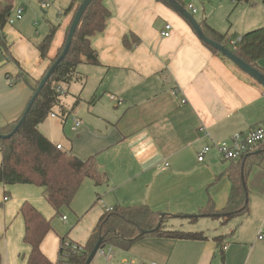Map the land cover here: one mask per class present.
<instances>
[{"label":"crops","instance_id":"crops-1","mask_svg":"<svg viewBox=\"0 0 264 264\" xmlns=\"http://www.w3.org/2000/svg\"><path fill=\"white\" fill-rule=\"evenodd\" d=\"M81 1L69 0L54 23L47 22L39 29L33 26L29 13L16 20L15 11L21 4L14 6L10 14L13 23L2 30L7 48L0 49V129L23 115L33 86L63 46ZM180 1L190 12V1ZM103 2L110 17L103 32L91 38L98 65L80 64L74 80L64 86L65 95L59 97L63 108L52 110L57 115L52 119L62 126V119L70 115L79 119L81 126L72 131L66 146L53 143L43 124L38 126L52 144L83 159L93 158L107 175L101 190L98 188L100 194H96L95 203L100 201L101 205L90 206L94 190L89 184L94 183L85 180L88 183L78 194L79 202L85 201L78 211L81 216L70 214L71 220L62 216L63 223L71 221L74 226L64 236L57 226L52 227L41 251L56 263L62 238L84 246L103 213L115 207L146 205L172 216L165 221L168 230L202 232L207 239L145 238L127 251L114 249L118 261L220 264L221 258L222 264H264V242L256 239L264 227V149L253 151L245 161L254 162L245 181L249 195L245 214L226 224L208 216L195 222L184 218L198 215L208 202L213 204L214 213L224 209L232 187L229 174L238 171L240 164L225 160L215 148L202 162L198 157L205 146L213 147L264 122V88L231 61L213 53L163 2ZM230 5L233 11L239 9L227 30L211 23V16L202 10V20L226 34L229 47L245 33L264 27L261 1L247 4L230 0ZM193 8V16L198 15ZM166 24L172 27L168 37L161 35ZM52 27L56 30L48 56L41 59L37 46ZM257 66L264 71V58ZM19 76L22 80H17ZM1 161L0 154V165ZM42 192L33 185L0 184V264H27L31 248L23 242L19 209L27 201L48 220L46 209L51 207ZM98 253L90 264L101 258Z\"/></svg>","mask_w":264,"mask_h":264},{"label":"trees","instance_id":"trees-1","mask_svg":"<svg viewBox=\"0 0 264 264\" xmlns=\"http://www.w3.org/2000/svg\"><path fill=\"white\" fill-rule=\"evenodd\" d=\"M103 1L93 0L86 8L74 33L68 54L42 88L26 119L11 137L0 139L2 157L0 184L33 185L42 188L43 198L56 213L62 207L71 204L85 179L92 180L96 186L102 185L107 180V175L97 168L93 158L83 159L71 151L58 150L38 129V126L45 121L54 108L59 107V110L63 108L59 106L60 96L56 88L66 86L74 80L76 69L80 64L98 65L96 51L91 46V38L103 32L110 17V12ZM177 1L185 7L180 0ZM234 1L248 4L255 0ZM259 1L264 3V0ZM13 8L14 0H0V49L6 50L7 48L2 30ZM199 23L209 39L227 47L226 34L215 31L207 25L205 20ZM55 30L56 27H52L37 46L41 59L48 56ZM68 31L63 46L50 66L63 50ZM124 43L127 45V41ZM206 46L213 53L219 54L215 49ZM229 49L248 65L264 74V71L257 66V62L264 58V27L245 33ZM17 80H22V77L19 76ZM40 81L41 79L33 86L34 92ZM21 117L0 129V135L10 134ZM251 155H253L252 152L236 160L240 165L238 171L229 174L232 187L224 209L214 213L213 204L208 202L199 210L198 215L188 217L190 222L208 216L221 220V224H226L247 212L248 191L245 181L254 162L245 161ZM19 214L24 222L23 242L31 248L27 264H85L89 253L100 238L103 239V248L110 246L123 251L130 249L134 243L151 237L190 241L207 239L202 232L168 230L165 221L172 219V216L154 212L146 205L115 207L100 217L81 253H72L62 258L63 249L60 245L58 261L53 263L41 251V245L52 229L51 222L27 201L20 206ZM64 239L65 237L61 239V244Z\"/></svg>","mask_w":264,"mask_h":264},{"label":"rangeland","instance_id":"rangeland-1","mask_svg":"<svg viewBox=\"0 0 264 264\" xmlns=\"http://www.w3.org/2000/svg\"><path fill=\"white\" fill-rule=\"evenodd\" d=\"M44 1H46L47 3L46 8H41L38 0H14V6L21 4L19 5V7L22 6L25 9V11H23L22 13L21 18L23 19L26 18L27 16L26 13H29V18L31 19L33 26L39 29L41 25L47 24V22L54 23L55 19L59 17L58 12H60V10L64 8L66 4H68L69 0H44ZM189 1H190L189 3L198 10V15L194 16L195 19H197L198 21H201L203 19L202 10L203 8H205L206 10L205 13L211 16L210 22L213 23L215 26H221V28H225L224 30H227L233 18L232 16L234 15V13L236 15L238 11L237 9H239L236 8L233 11V7L230 5V0H223L222 3L221 0H189ZM184 2L186 3L188 2V0H185ZM220 4H222V7L220 6ZM52 12H54V15H52ZM44 13H46V15ZM227 38L229 39V37ZM227 48L229 49L230 47L227 45ZM71 93L72 92L70 91V94ZM70 94L69 96L67 95V99L71 98ZM70 116L73 117V115ZM42 124H43L42 129L45 131L47 136L51 138L53 143L60 142L64 146H66L68 142L67 140L72 137L73 133L72 130L70 129L71 127L70 122H68L65 126H62L58 120H53L48 116ZM85 180L88 181L87 179ZM84 181L81 184L77 192V195H75L73 201L71 202L70 207H66V206L62 207L58 213H56L54 210H52L49 207L46 209L47 213H49L50 216V218H48V221L51 222V225L54 229L56 228V226L58 227L60 232L63 234L62 236L68 233L69 230L72 228V226H74V223H72L71 221H68L67 223H63L61 221L62 216H65L70 219L69 215L71 214L75 216V214H78V211H81L85 204V201L79 202V198H78V194L82 189H84L85 183H88ZM98 188L101 190V187L99 186L95 187V185L92 183L89 184V189L91 191L94 190V194H93L94 196L92 201L89 202L87 200V203L89 202L92 208L97 207V205H101V203H99L100 202L99 200L98 203L97 202L95 203L96 194L98 195L100 194ZM83 195L86 197V194ZM247 200H249V195L247 196ZM90 206L88 207V209L90 208ZM75 209H77V212L75 211ZM80 216L81 215H79V217ZM110 248L112 249L113 252L112 264H121L123 261H118L119 259L116 257V251L114 250L115 248L107 246L105 247V250L108 251ZM97 257H101V258L100 259L98 258V260H96L94 264H107L105 257L101 253H98ZM130 261L131 260H128V262ZM220 264H222L221 258H220Z\"/></svg>","mask_w":264,"mask_h":264},{"label":"built area","instance_id":"built-area-1","mask_svg":"<svg viewBox=\"0 0 264 264\" xmlns=\"http://www.w3.org/2000/svg\"><path fill=\"white\" fill-rule=\"evenodd\" d=\"M39 5L41 8H46L47 3L44 0H38ZM188 9L190 10V13L193 15L196 10L192 7V5L188 6ZM24 11L23 7H19L15 11V19L20 20L22 17V13ZM13 19L9 16L7 24H12ZM171 25L166 24L164 31L161 33L162 36L168 37L171 32ZM239 40V39H238ZM237 40V41H238ZM232 42L231 45L234 46L235 43L237 42ZM56 92L59 94V96L65 95V89L64 86H60L56 88ZM262 97L264 98V90L262 91ZM109 98L118 104L120 103V100L116 98L113 95H110ZM51 118H56L57 115L54 113H49ZM63 125L65 126L68 122L71 123V130L76 131L80 126H81V121L75 117H70V116H65L63 119ZM58 150H64L61 145L56 144L55 145ZM212 148H215V150L225 159V160H230V161H236L240 159L242 156L253 152L257 149H264V122L255 125L254 127L250 128L246 132H240L236 133L231 138L227 141H223L220 143H215L214 146H205L199 157L198 161L202 162L204 160V155L207 154ZM66 217H63V220H65ZM256 239L258 241L264 242V227H261L258 232ZM62 258H66L69 254H79L83 251V246L76 244L68 239H64L62 242ZM101 253L107 262V264H112V259H113V252L112 249L110 248L108 251L105 250V248L100 249L98 251ZM121 264H136L134 261H123Z\"/></svg>","mask_w":264,"mask_h":264},{"label":"water","instance_id":"water-1","mask_svg":"<svg viewBox=\"0 0 264 264\" xmlns=\"http://www.w3.org/2000/svg\"><path fill=\"white\" fill-rule=\"evenodd\" d=\"M93 0H82L81 3L78 5L77 10L75 12L74 18L70 24L67 40L64 45L63 50L61 51L60 55L57 57V59L53 62V64L48 68L47 72L41 79L36 91L33 93L21 119L15 126L14 130L8 134V135H0V139H6L11 137L22 125L24 120L26 119L28 113L30 112L31 107L35 103L36 99L38 98L42 88L46 84V82L50 79V77L56 72L58 69L59 64L64 60L66 55L69 52L72 39L74 36V33L76 31V28L79 24V21L85 12L86 8L89 6V4ZM164 4H166L168 7H170L172 10H174L176 13H178L183 19L187 21V23L192 27L197 37L206 45L209 47L215 49L217 52H219L220 55L231 61L233 64H235L241 71L245 72L249 76H251L257 83H259L264 88V74L256 70L255 68L248 65L245 61L237 57L230 49L227 47L214 42L213 40L209 39L203 32L200 23L194 18V16L177 0H161ZM190 216H185L184 218H188ZM103 239L100 238L96 245L94 246L93 250L89 253L86 263L90 264L98 251L100 249H103L102 246Z\"/></svg>","mask_w":264,"mask_h":264}]
</instances>
